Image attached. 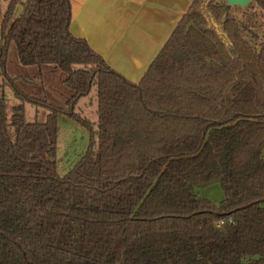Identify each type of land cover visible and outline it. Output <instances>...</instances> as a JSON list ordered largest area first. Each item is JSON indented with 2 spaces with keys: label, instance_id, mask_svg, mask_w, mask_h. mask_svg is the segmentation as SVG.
<instances>
[{
  "label": "trees",
  "instance_id": "trees-1",
  "mask_svg": "<svg viewBox=\"0 0 264 264\" xmlns=\"http://www.w3.org/2000/svg\"><path fill=\"white\" fill-rule=\"evenodd\" d=\"M0 1V264H264V37L229 6L193 0L132 84L70 34V0ZM10 42L20 64L65 75L64 108L18 91ZM93 87L95 132L74 113ZM25 102L50 112L28 123ZM62 115L91 136L59 178ZM212 184L218 204L196 193Z\"/></svg>",
  "mask_w": 264,
  "mask_h": 264
},
{
  "label": "crops",
  "instance_id": "crops-1",
  "mask_svg": "<svg viewBox=\"0 0 264 264\" xmlns=\"http://www.w3.org/2000/svg\"><path fill=\"white\" fill-rule=\"evenodd\" d=\"M192 2L70 0L69 31L111 70L138 84Z\"/></svg>",
  "mask_w": 264,
  "mask_h": 264
},
{
  "label": "rangeland",
  "instance_id": "rangeland-1",
  "mask_svg": "<svg viewBox=\"0 0 264 264\" xmlns=\"http://www.w3.org/2000/svg\"><path fill=\"white\" fill-rule=\"evenodd\" d=\"M217 4L226 5V1L217 0ZM0 7L2 13H4L6 6L1 1ZM230 11L238 22L248 25L251 32L258 35V39L264 37V14L254 5L253 1L243 8L230 7ZM19 12L20 7L18 6L14 18L18 16ZM5 72L10 79L14 80L13 82L18 91L24 96L41 103L44 102L48 106L64 108L66 102L72 96V92L63 85L65 75L62 72L48 65L24 66L20 64L12 42L8 44ZM1 93L7 115L10 117L11 109L18 104V100L15 98L14 90L7 83L3 84ZM96 106V88L93 87L89 95L80 99L74 109V113L79 118L85 119L89 123L91 132H95L97 127ZM49 112L42 105L39 107V112H36L35 107L30 102L24 103V119L28 123L34 122L36 117L37 119H43ZM36 113L38 116H36ZM91 132L64 115L58 117L55 163L59 178L67 175L85 155L89 147ZM196 193L200 198L215 204H218L224 198L219 184L196 189Z\"/></svg>",
  "mask_w": 264,
  "mask_h": 264
},
{
  "label": "water",
  "instance_id": "water-1",
  "mask_svg": "<svg viewBox=\"0 0 264 264\" xmlns=\"http://www.w3.org/2000/svg\"><path fill=\"white\" fill-rule=\"evenodd\" d=\"M225 1H226V5L229 7L243 8L247 6V4L252 2L253 0H225Z\"/></svg>",
  "mask_w": 264,
  "mask_h": 264
}]
</instances>
